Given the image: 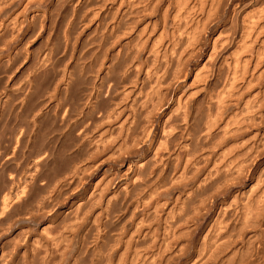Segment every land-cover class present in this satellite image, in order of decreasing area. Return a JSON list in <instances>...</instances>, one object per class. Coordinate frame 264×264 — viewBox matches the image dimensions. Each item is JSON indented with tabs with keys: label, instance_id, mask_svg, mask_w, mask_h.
<instances>
[{
	"label": "bare ground",
	"instance_id": "obj_1",
	"mask_svg": "<svg viewBox=\"0 0 264 264\" xmlns=\"http://www.w3.org/2000/svg\"><path fill=\"white\" fill-rule=\"evenodd\" d=\"M245 1L0 0V264H264Z\"/></svg>",
	"mask_w": 264,
	"mask_h": 264
},
{
	"label": "rangeland",
	"instance_id": "obj_2",
	"mask_svg": "<svg viewBox=\"0 0 264 264\" xmlns=\"http://www.w3.org/2000/svg\"><path fill=\"white\" fill-rule=\"evenodd\" d=\"M250 0H246L245 1V3L241 6V7H246V6H248V5H250L249 2ZM251 2H253V1H251ZM48 22L49 21H47L46 23H44V30L41 32V34H40V32L38 33V35L36 34L35 35V37H34V43H33V48H34V51L36 52V53H40V51H44L45 49H49L50 48V46H54V45H56V44H59L60 46L62 45V41L61 40H56L58 37L60 38V35L62 36L61 38H63V32L61 33L60 31H62V30H64L65 28H66V23L67 22H65V21H61V20H59L57 23H51V22H49L50 24H48ZM65 22V23H64ZM51 24H54V25H51ZM65 24V25H64ZM47 25H48V27L51 25V27H49V28H47ZM59 28H61L60 29V31L58 30ZM75 29H76V31H75ZM58 30V31H57ZM74 31L72 32V35H71V38L74 40L75 39V37L77 36V37H79V38H81V39H84V36L85 35H83L84 34V32H81V30L80 29H77V27H75L74 29H73ZM43 33H44V35H43ZM57 33V34H56ZM59 33V34H58ZM40 34V35H39ZM92 36V35H91ZM41 37V38H40ZM43 38H44V40H43ZM52 38V39H51ZM52 41V42H51ZM59 41V42H58ZM47 47H46V46ZM35 46V47H34ZM37 47V48H36ZM42 47V48H41ZM62 47V46H61ZM36 48V49H35ZM40 49V50H39ZM62 64V63H61ZM215 81H213L214 83L212 84V88H214V87H218L219 86V84H220V80H219V78L218 79H214ZM219 80V81H218ZM13 230L12 231H10L9 233H7L6 232V230L4 231L5 232V234L3 235L4 237H10V235L12 236V234H14V229L15 228H12ZM37 228H30V231H31V233L33 234V230H34V233L37 231L36 230ZM10 230V229H9ZM36 230V231H35ZM3 238V237H2ZM5 239V238H4ZM4 239H1L0 238V240H4Z\"/></svg>",
	"mask_w": 264,
	"mask_h": 264
}]
</instances>
